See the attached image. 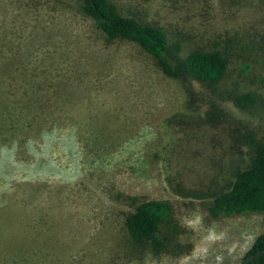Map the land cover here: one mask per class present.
<instances>
[{"label": "rangeland", "instance_id": "1", "mask_svg": "<svg viewBox=\"0 0 264 264\" xmlns=\"http://www.w3.org/2000/svg\"><path fill=\"white\" fill-rule=\"evenodd\" d=\"M112 1L226 73L171 79L79 0H0V264H239L264 215L212 206L264 139V0ZM134 193L172 205L160 247L126 230Z\"/></svg>", "mask_w": 264, "mask_h": 264}, {"label": "trees", "instance_id": "2", "mask_svg": "<svg viewBox=\"0 0 264 264\" xmlns=\"http://www.w3.org/2000/svg\"><path fill=\"white\" fill-rule=\"evenodd\" d=\"M79 3L83 14L91 19L107 42L121 39L137 43L154 58L162 73L171 79H195L211 84L221 80L226 73V56L217 47L196 48L179 57V41L170 44L162 27L141 22L132 15H124L112 0H79ZM235 100L241 106L252 105L256 95L245 93L236 96ZM241 139L252 153L250 163L236 172L228 190L215 196L212 208L215 213L226 215L244 212L264 215V139L256 138L250 130ZM127 199L133 206V210L125 215L127 232L136 242L151 241L155 247H160L161 242L156 233L171 216L172 205L165 200L149 198L143 193L128 194ZM262 250L264 231L254 239L244 256ZM244 264H264V253Z\"/></svg>", "mask_w": 264, "mask_h": 264}, {"label": "water", "instance_id": "3", "mask_svg": "<svg viewBox=\"0 0 264 264\" xmlns=\"http://www.w3.org/2000/svg\"><path fill=\"white\" fill-rule=\"evenodd\" d=\"M262 253H264V250L259 251V252L255 253V254H253V255L244 256V257L241 259V261L239 262V264H244L245 261H248V260H250V259H253L254 257H257V256L261 255Z\"/></svg>", "mask_w": 264, "mask_h": 264}]
</instances>
